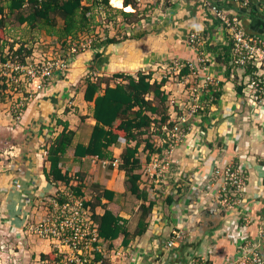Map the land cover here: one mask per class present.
Returning <instances> with one entry per match:
<instances>
[{
  "label": "crops",
  "instance_id": "0c3cea01",
  "mask_svg": "<svg viewBox=\"0 0 264 264\" xmlns=\"http://www.w3.org/2000/svg\"><path fill=\"white\" fill-rule=\"evenodd\" d=\"M252 2L255 10L262 17L250 15V9L244 15V26L248 32L264 36V0H252ZM151 6V12L156 11V15H158L157 22L152 23L151 27L153 31L155 30L154 32H151V29L145 32L146 28L143 29L139 26V33L135 35L130 33V36H110L116 37L119 42L95 49L90 47L75 55L67 73L62 78H56L50 88L40 92L32 99L21 120H15L9 114L11 101L1 103L0 143L5 145L3 153H0V210L8 211L15 222L25 220V215L37 196L52 193L54 190L46 180L44 169L49 168L50 165L47 160L48 142L62 130V126L57 125L59 118L69 121L70 127L76 131L74 143L63 156L61 164L64 171H68L74 177L79 175L83 179L85 197H88L86 186L95 185L97 187L98 191L95 192V196H98L104 188L114 191L116 195L113 201L106 198L102 200L107 207L113 210V206L117 204L116 201L120 200V197H124L126 191L128 192L126 172L120 169L121 154L128 145L125 138H121L117 144L110 148L114 155L113 159H102L91 155L75 156L76 144L89 142L92 128L96 123L92 116L94 103L84 99L88 77L95 80L98 78L109 79L114 85L119 81L111 78L115 73L136 75L139 71L152 72L153 80H165L163 90L168 95L166 106L170 112L173 107L178 108V103L185 100L186 89L190 87V84L185 81H177L175 75L169 76L167 73V66L172 63L174 58L194 57L193 52L186 44L189 32L193 29H203L208 36H226L219 33L222 30L218 22L208 16L196 0L168 1L163 6L156 3L143 7ZM54 37L56 38V36ZM98 38L103 39L106 36H96L95 39ZM221 40L222 38H218L214 42V46H218L219 50L211 51L210 71L219 76L221 80H225L221 87L222 95L206 111L192 118L191 131L186 141L176 149L174 154L172 165L177 175L176 173L175 175L170 174L176 181L175 200L169 206L172 209L171 219L175 227L178 223L182 224L185 232L188 228L191 230L192 222L196 217L191 210L189 192L206 189L208 186L210 189L216 187L215 183L211 184L209 176L215 161V159H211L214 150H216V158L220 155L224 160L227 153L230 152L232 154L230 159L240 157L242 164L248 166L252 177L245 191L249 193L252 191L250 195H247L249 199L250 197L258 199L264 192V165H257L253 161L254 153L264 154V106L249 104L241 98L237 77L232 75L229 68H226L225 61L218 59L224 54L225 45L220 44ZM11 46L13 45H7L2 50ZM53 49L58 50L59 48H51L47 53H53ZM96 52L102 53V56L92 66L91 61ZM91 73L96 74V78H93ZM193 77V75L190 76L189 80H193ZM197 77L198 80L201 79L199 76ZM75 118L80 121L74 122ZM153 134L155 140L161 141V144L156 146L155 143L153 151L150 147H146V141L142 140L138 153L140 157V151L145 152L146 158L140 157L141 168L144 172L146 163L150 162L154 154L161 152L165 146L166 133L155 132ZM143 137H145L144 139L149 138V134L146 133ZM218 138L225 141L226 147H214L213 141ZM134 144L133 141L131 145ZM8 157L12 159L10 160ZM8 163H11V168H8ZM167 176L165 184H168L170 179L169 174ZM142 180H149L157 186L160 185L149 179L146 173L141 174L140 180V186L144 188ZM75 181L78 183L77 180ZM144 189L149 191L150 199L155 201V208L148 218V230L141 235H135V231L129 228L131 241L126 246L123 244L124 235L113 241L104 240L101 254L102 264L163 263L165 258L163 251L166 246V241L162 238L163 230L166 228L165 213L161 203H158L157 196L159 194L151 192L148 187ZM131 196L134 195L131 194ZM170 197L168 196L169 199ZM252 202L253 200H250L247 208L245 207L248 211L246 213L255 215L254 211L259 203L250 207L249 204ZM97 209V213L104 212V208L101 206ZM113 211L127 218L129 227L131 216L124 212ZM188 217L189 220H187ZM227 224L229 229L238 231L243 228L244 231H247V227H244L246 225L241 226L239 222L230 223L228 220ZM5 228V232L9 233L12 227L8 224ZM212 237H217V235ZM8 238H15V236L12 235ZM214 245L216 249V243ZM183 246L186 248L181 250ZM204 246L203 240H198V242L190 240L188 243H181L179 254L176 257L179 264L186 263V257L190 250L194 248L202 250ZM50 249L51 245L48 241L34 238L26 243L22 250L17 251L16 258L20 264H27L31 257L37 256L42 251L48 252ZM149 249L153 250L154 256L147 255ZM214 252L215 250H209L207 259ZM2 255L5 257V264L12 260V257L8 259L10 256L8 251L3 252Z\"/></svg>",
  "mask_w": 264,
  "mask_h": 264
},
{
  "label": "built area",
  "instance_id": "2783aa9c",
  "mask_svg": "<svg viewBox=\"0 0 264 264\" xmlns=\"http://www.w3.org/2000/svg\"><path fill=\"white\" fill-rule=\"evenodd\" d=\"M43 1L45 0H27V4L35 2L40 5ZM168 1L179 0H138V3H160L163 6ZM196 1L208 16L218 22L222 30L219 33L226 36H208L203 29L191 30L186 44L194 57H176L167 66L169 76L175 75L177 81H185L190 87L186 89L185 100L178 103L177 109L173 107L168 113V120L161 124L166 133L164 148L154 154L152 160L144 166L148 178L160 184L166 182L167 174L176 173L172 165L174 154L186 141L191 131L192 118L206 111L217 100L215 92L221 86V79L210 71L212 52L208 49V44L214 45L216 39L222 38L220 44L231 46L230 62L226 68L237 77V85L242 87L241 98L249 104L264 106V36L248 32L243 23L244 12L250 10L252 0ZM157 17L156 11L153 12L149 18L142 20L144 26L157 22ZM128 33H131L130 30ZM90 46L91 42L70 40L68 45L62 46L61 52L53 49V53H45L46 56L41 58L38 55H28L25 59L16 52L19 47H14L16 50L11 51L10 47L1 50L0 82L6 84L5 92L12 96L9 110L12 118L21 120L32 99L50 88L57 76H64L74 56ZM185 68L190 70L189 73H182ZM192 75L193 80H189ZM197 76L201 79L198 80ZM218 156L213 163L210 179L222 176L226 180H233L241 197L246 190L245 181L238 180V176L233 178L235 173L232 172L234 168L231 159L225 162L223 157ZM8 164V168H11V163ZM241 168L243 166L240 165L238 172ZM51 186L54 189L52 193L41 194L34 199L23 222H15L8 211L0 210V264H5L2 253L6 251L10 254L8 259L12 257L8 264H20L16 258L17 251L22 250L34 238L48 241L51 249L31 257L27 264H102V258L98 256L103 252L104 240L99 235V222L94 218L93 209L86 206L85 198L77 195L67 184L51 182ZM201 197L204 203L196 202L191 205V210L197 217L208 208L205 196ZM8 224L12 228L6 233L5 226ZM245 232L242 228L232 231L229 236L239 243L248 239ZM12 235L17 240L8 238ZM184 237V227L178 223L166 242L169 253L162 264H176L175 257Z\"/></svg>",
  "mask_w": 264,
  "mask_h": 264
},
{
  "label": "trees",
  "instance_id": "16d2710c",
  "mask_svg": "<svg viewBox=\"0 0 264 264\" xmlns=\"http://www.w3.org/2000/svg\"><path fill=\"white\" fill-rule=\"evenodd\" d=\"M94 3L104 5L109 9H115L122 13L126 18L132 17L135 14L133 12H126L122 9L114 8L111 4V0H93ZM137 0H124L125 6L135 4ZM27 3V0H10L8 8L11 11L22 9ZM33 10L27 14L20 16L21 23H28L34 26L39 20H45L46 22L52 21V14L59 15L63 20V26L61 27L60 39L64 44L69 40L78 37L76 36L80 31L87 29L89 24V12L91 6L83 4V0H45L40 5H36L35 2H31ZM152 9L148 7L147 9ZM1 11L4 8H0ZM146 9V8H145ZM249 14L256 17H262L255 9L254 4L250 8ZM144 13V11H142ZM247 13L244 12V15ZM138 26V24H137ZM135 27V26H133ZM90 32V30H89ZM88 32V33H89ZM127 35H130L127 33ZM126 35V36H127ZM143 36V35H140ZM81 37V36H80ZM77 40V39H76ZM75 40V41H76ZM119 42L116 37L106 36V38L93 40L91 42V48L95 49L101 46H107L112 43ZM14 45V44H13ZM66 44L63 45V47ZM13 46L10 47V51L13 50ZM24 47L21 45L16 51L18 54H23ZM211 51L217 52L218 46L210 47ZM230 50L231 46H224L223 55L218 59H222L228 65L230 62ZM80 51L77 54L82 53ZM30 50L22 58L31 55ZM76 54V55H77ZM225 55V57H223ZM102 56V53L96 52L92 66ZM189 69H183L182 73H189ZM228 71V75H229ZM62 78V76L60 77ZM118 79L114 85L111 84L109 79H92L87 78L86 89L84 93V99L88 102H93L94 107L92 116L96 120L92 128L90 140L87 144L77 143L75 146V156L85 157L88 155L98 156L102 159H113L114 155L111 151V147L119 142L121 138H125L128 142L127 147L121 154L120 169L126 172V182L128 191L133 194L137 199L141 200L140 205L141 216L137 225L135 235H141L148 230L149 221L152 211L155 208V201L150 199L149 191L140 186L141 180V159L138 156L143 136L147 133L150 127L157 122L161 124L165 123L169 116L167 112L168 95L163 90L165 80L161 81L153 80L152 72L139 71L136 75L126 73H115L111 77ZM225 80H221L220 88L215 92L217 99L222 95V84ZM6 84L0 82V91H5ZM238 91L241 93L242 87L238 86ZM155 101L158 103L155 104ZM217 101V100H216ZM25 113V112H24ZM158 116V117H156ZM57 125L62 126V130L57 136L49 140L47 149V160L50 162L49 168L44 169V175L46 180L51 184L65 183L67 184L77 195L85 198L86 206H90L94 211V218L99 222V235L103 240L113 241L123 237V244L129 245L131 241V231L128 227V219L116 214L112 209L107 207L102 200L103 198L113 201L115 192L104 188L101 193L96 196L95 201L85 197V191L83 190V179L74 177L69 174L68 171H64L62 167V158L66 154L68 148L74 143L76 131L70 127V122L63 119H57ZM146 141V147H150L153 150V144L149 139ZM134 145H131L132 142ZM154 151V150H153ZM216 150L212 153V160L216 159ZM230 152L227 153L223 161H228L231 158ZM150 160V159H149ZM74 180H77V184H73ZM172 202L170 197L169 199ZM264 208V200L258 204ZM103 207V213H97L98 207ZM256 207L254 214L262 216L261 209ZM259 219L248 224L247 232L248 236L256 237V231L259 228ZM238 245L234 240H231L225 236L220 237L216 243L217 253L208 257L205 264H223L226 255H229L233 250H236ZM183 246L181 250L185 249ZM179 251V250H178ZM179 253V252H178ZM98 258H101L99 254ZM183 258V257H182ZM181 259V258H180ZM176 264H179L176 259Z\"/></svg>",
  "mask_w": 264,
  "mask_h": 264
},
{
  "label": "rangeland",
  "instance_id": "374dc122",
  "mask_svg": "<svg viewBox=\"0 0 264 264\" xmlns=\"http://www.w3.org/2000/svg\"><path fill=\"white\" fill-rule=\"evenodd\" d=\"M9 2L10 0H0V8H4L3 11H1L0 9V51L3 47L7 45L15 44L16 49H18V47L22 45L25 48L22 54L23 56L28 54V52L31 50V56L35 57L38 55V57L41 58L42 56H46L45 53H47L48 51L50 52L51 48L58 47L59 49L56 51L61 52L63 48L62 46L64 44L68 45L71 40L70 38L64 44L61 43L63 41L62 39H60V36H62L60 31L61 27L63 26L64 20L59 15H55L53 13L51 22L39 20L34 26H32L28 23L20 22V16L22 14L27 15L33 10L31 4L26 3V5L22 9L11 11L8 8ZM111 2L110 4L113 7L115 6L114 8H119L126 12H133L135 15L126 18L122 15L121 12L116 11L115 9H109L104 5L94 3L93 0H83V4H85L86 6H91L92 8L88 15L89 24L87 25V29L80 31L76 35L78 37L74 38L73 40L77 39L88 43L95 40L96 36H126L129 30L132 33L131 35H135L136 33H139V26H141V28L143 29L146 28L145 32H148L151 29L153 25L152 23L148 24L147 27H145L142 21L144 18H148L153 13L151 12V8L143 9L145 8L143 7L145 6L144 3L140 2L142 5L140 7L138 1H136L135 4H131L128 6H125L124 4L123 7L113 5ZM142 11H144V13H142ZM150 31L152 32L153 29H151ZM54 36H56V38ZM207 47L209 50L210 47H213L215 49L214 45L208 44ZM15 48L14 50H16ZM91 76L93 78H96L94 73H91ZM58 77L60 78L61 76H57L56 78ZM3 90L0 91V106L1 103L10 102L12 98L11 94L6 93ZM157 103L158 102L155 101V104ZM3 107L6 106L3 105ZM171 110H173V108ZM167 112H169L168 107ZM79 121L80 119L75 118L74 122ZM152 127H150L147 131V134H149V138L146 139L153 141H151L153 147L155 143L156 146H159L161 144V141H156L154 136L152 135H154L153 133L155 132L162 134L164 131L160 122L153 124ZM140 138L144 140L145 137L140 136ZM213 144H215L214 147H226L225 141L221 140L220 138L215 139L213 141ZM4 145L0 143V153H3ZM254 155L255 158L253 161L257 165H264V154L254 153ZM140 157L146 158L145 152L143 150L140 151ZM231 160L233 162L234 168L232 172L235 173V177L233 178H236V176H238V180L242 179V181H245V185L247 188L250 184L252 177L250 169L248 168V166L242 164L243 162L240 157H233ZM240 165L243 166V168H241L240 172H238ZM140 172L142 175L145 174L142 168L140 169ZM169 176L170 179L168 180V184L159 183V186H157L155 183L149 182V180H142L144 188L148 187L151 189V192H156L159 194V196H157V199H159L158 203H161V206L163 207V211L165 213L164 222H166V228L165 230H163L162 238H164L166 242L172 234V229L175 227V225H173L174 222L171 219L172 209H170L171 207L169 206L175 200L174 189L176 181L172 175L169 174ZM210 182L211 184L215 183L216 187H214V189H210L208 186L206 187V189L204 188L199 191L194 190L191 193L189 192V199L191 205L195 204L196 202L204 203L205 201L201 196H205L208 208L204 209L199 215V217H195L191 225V230L189 228L186 229L185 237L182 240V243H188L190 242V240H192V242H198V240H203L205 246L202 250H195V248L190 250L188 256L186 257V263L182 264H204L207 260L209 250H215L214 254L217 253L214 244L217 243V240L220 237L225 236L233 240L228 235L231 233L232 230L227 228L228 220L230 223L239 222L241 226H247L256 219H259L260 221L259 228L256 231L257 236H249L246 241L236 243L238 247L236 248V250H233L229 255H226L223 264H264V208L261 207V205L259 206L260 209L262 208L260 210L261 213H263L262 216H258L259 218H257V215H251L250 213H246L248 212L246 209L248 206V202H250V200H253V202L249 204L250 207L254 206L256 203H260L261 200H264V192L260 194L258 199L251 197L249 199L247 195H250L252 191H250V193L248 191H245L240 197L236 188L237 184L235 185V182L233 180H226L222 176H219V178H214ZM73 184H77V182L74 180ZM162 184L164 185L161 186ZM97 191L98 190L95 185L86 186V193L88 196L87 198L91 199L92 201H95V192ZM168 196L172 197V202L169 200ZM116 203L117 204L113 206V210L117 212H124L125 214L130 215L131 217L129 219V228L136 232L137 224L141 216V200L137 199L135 196H131L129 191H126L125 196L120 197V200H117ZM187 220H189V217L187 218ZM232 231H235V229ZM246 233L249 235L247 231ZM215 234L217 235V237H212ZM163 243L165 242L163 241ZM163 252V257H166L169 253V251L166 249V246ZM148 254L154 256L153 250L149 249L147 255ZM175 259L177 258L175 257Z\"/></svg>",
  "mask_w": 264,
  "mask_h": 264
},
{
  "label": "bare ground",
  "instance_id": "6f19581e",
  "mask_svg": "<svg viewBox=\"0 0 264 264\" xmlns=\"http://www.w3.org/2000/svg\"><path fill=\"white\" fill-rule=\"evenodd\" d=\"M112 4L124 7V0H112Z\"/></svg>",
  "mask_w": 264,
  "mask_h": 264
}]
</instances>
